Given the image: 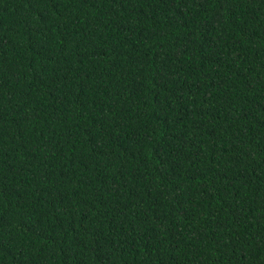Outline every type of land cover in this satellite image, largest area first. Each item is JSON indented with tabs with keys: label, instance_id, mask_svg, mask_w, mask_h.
I'll return each instance as SVG.
<instances>
[{
	"label": "trees",
	"instance_id": "trees-1",
	"mask_svg": "<svg viewBox=\"0 0 264 264\" xmlns=\"http://www.w3.org/2000/svg\"><path fill=\"white\" fill-rule=\"evenodd\" d=\"M0 264H264V0H0Z\"/></svg>",
	"mask_w": 264,
	"mask_h": 264
}]
</instances>
